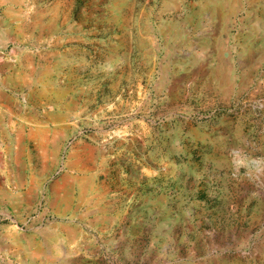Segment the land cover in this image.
<instances>
[{"label": "rangeland", "instance_id": "1", "mask_svg": "<svg viewBox=\"0 0 264 264\" xmlns=\"http://www.w3.org/2000/svg\"><path fill=\"white\" fill-rule=\"evenodd\" d=\"M0 264H264V0H0Z\"/></svg>", "mask_w": 264, "mask_h": 264}]
</instances>
